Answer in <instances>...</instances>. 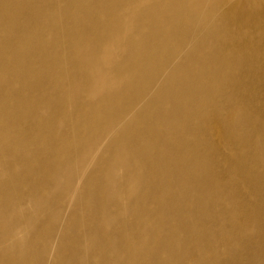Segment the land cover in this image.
Here are the masks:
<instances>
[{"label": "bare ground", "instance_id": "obj_1", "mask_svg": "<svg viewBox=\"0 0 264 264\" xmlns=\"http://www.w3.org/2000/svg\"><path fill=\"white\" fill-rule=\"evenodd\" d=\"M233 2L0 0V264H264V122L238 99L255 57L231 26L264 0ZM218 196L244 241L221 262Z\"/></svg>", "mask_w": 264, "mask_h": 264}, {"label": "rangeland", "instance_id": "obj_2", "mask_svg": "<svg viewBox=\"0 0 264 264\" xmlns=\"http://www.w3.org/2000/svg\"><path fill=\"white\" fill-rule=\"evenodd\" d=\"M223 3L227 2L228 0H221ZM233 3H236L237 1L241 0H233ZM228 5V4H227ZM222 6V11L227 10L228 6ZM226 7V8H225ZM241 8L238 9L239 14L233 15L231 19V26H232V33L235 36L233 39V46L241 50V53H252V55L255 57L251 60H254L252 63L253 70H246L245 71V90L240 93L241 97H238L240 99L239 103H242V101H245L246 106L248 107V111L250 114H253L255 119H261L264 122V36L261 33L259 27V23L253 22V14L249 15L248 12H244L240 10ZM255 16V15H254ZM246 66V65H244ZM243 66V69H245ZM231 89H227L224 92L219 93L218 98L215 101V108L218 110V108H222L223 110V105L221 104L223 100L227 96H232L231 94ZM235 97V95H233ZM224 106H227L224 104ZM252 112V113H251ZM256 122V121H255ZM213 127L214 131L211 134V144H216L219 146L220 150L222 151L221 157L224 159L225 157V151L223 150V139L221 138L222 131L224 130V127L219 124V122L213 120ZM243 132V131H242ZM241 133V132H240ZM254 138H258L259 136L262 135V132H259L258 130L254 131ZM223 154V155H222ZM222 170V169H221ZM220 170V171H221ZM219 174V173H218ZM220 190L219 192H224L227 196L230 194L233 196L236 193V189L234 186H229L224 185L222 183L219 184ZM250 189H253L252 187H249ZM239 191L238 196L243 197V200L246 201V203H252L256 200V197L251 194V191L249 189H242L238 188ZM221 196H218L217 198V211L220 212V219L221 222L225 223V228H224V234H226V237L230 239L231 241V250H227V248L223 245H218L217 248V260L218 262H221L231 254H236L239 252V250H242L241 244L244 242L242 239L239 242H235V237L236 234L234 232V228L232 224L233 222H238L241 220L242 216L240 214V211L237 209L238 205L233 203V206H224L223 204L219 205L218 202L220 201ZM30 210H34V207L31 206L29 208ZM216 222V221H214ZM220 221H217V223H221ZM250 222V221H249ZM195 227H199L201 224V221L195 220L192 223ZM249 223L245 224V229L246 226H248ZM248 230V229H247ZM249 231V230H248ZM247 231H244L242 233L243 238L247 239L249 238L247 235ZM213 252L209 254L211 257ZM189 263H193L191 259L188 260ZM244 264H248L247 262H244Z\"/></svg>", "mask_w": 264, "mask_h": 264}]
</instances>
